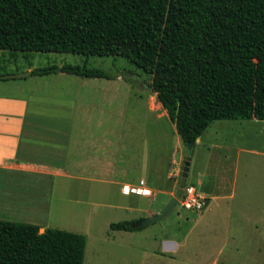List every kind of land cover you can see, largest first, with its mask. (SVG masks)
<instances>
[{
    "label": "rangeland",
    "instance_id": "rangeland-1",
    "mask_svg": "<svg viewBox=\"0 0 264 264\" xmlns=\"http://www.w3.org/2000/svg\"><path fill=\"white\" fill-rule=\"evenodd\" d=\"M83 64L104 71L110 79L62 73L40 79L29 73L31 68ZM18 74L23 75L0 81V89L6 86L4 94L35 90L79 101V113L85 110L95 120H105L96 132H111L112 163L118 167L112 178L136 186L145 175L157 188L154 194H130L129 188L93 180L104 174L96 171L81 172L90 179L57 178L45 228L83 235V264H264V157L241 151H264V121H214L199 137L186 183L207 196L200 213L178 204L140 230H111V223L159 212L174 196L187 156L155 94L133 80L138 76L148 84L149 77L121 57L0 51V77ZM217 171L227 183L221 185L220 197L213 198L208 188ZM167 240L177 243L174 252H163L162 242Z\"/></svg>",
    "mask_w": 264,
    "mask_h": 264
},
{
    "label": "trees",
    "instance_id": "trees-1",
    "mask_svg": "<svg viewBox=\"0 0 264 264\" xmlns=\"http://www.w3.org/2000/svg\"><path fill=\"white\" fill-rule=\"evenodd\" d=\"M4 50L125 59L149 77L185 147L214 121H264V0H0ZM29 73L110 79L85 64ZM85 245L78 233L0 220V264H83Z\"/></svg>",
    "mask_w": 264,
    "mask_h": 264
},
{
    "label": "crops",
    "instance_id": "crops-1",
    "mask_svg": "<svg viewBox=\"0 0 264 264\" xmlns=\"http://www.w3.org/2000/svg\"><path fill=\"white\" fill-rule=\"evenodd\" d=\"M58 74L61 73L37 77L53 79L59 77ZM15 79L0 77L2 83ZM5 90L6 86L0 89V220L37 225L43 232L53 208L51 197L57 178L90 179L81 173L86 171L104 172L95 179L92 177L104 185L138 187L156 193L155 184L147 181L145 175L140 177L136 186L112 178V172L118 167L112 163L111 132L105 129L96 132L105 120H95L85 110L83 114L79 113V101L64 100L55 92L48 94L33 90L23 95H6ZM83 106L86 108V103ZM255 120L244 121L254 123ZM241 151L246 155L264 157V151L253 148ZM220 174L217 171L213 175L208 188L213 198L220 197L217 194L221 185L227 183L226 177ZM146 212L147 217L154 214ZM142 218L145 217L139 219ZM177 247L173 241L162 242L163 252H174Z\"/></svg>",
    "mask_w": 264,
    "mask_h": 264
},
{
    "label": "water",
    "instance_id": "water-1",
    "mask_svg": "<svg viewBox=\"0 0 264 264\" xmlns=\"http://www.w3.org/2000/svg\"><path fill=\"white\" fill-rule=\"evenodd\" d=\"M23 74H18V75H12V76H3L1 78H18L21 77ZM133 80H136L138 82H140V84L147 89L151 90V87L148 86L147 84L143 83L140 81V78L138 76H135V78H133ZM195 146V143H189L186 146L187 149V156L185 158L184 161V166L182 168V173H181V178L179 181V185L178 188L175 191L174 196L167 202V204L157 213L150 215L146 218H142L137 220L132 227L137 228V227H145L147 225H150L158 220H160L161 218H163L164 216H166L172 209H174L177 205H178V200L182 194V190L185 187L186 184V179L188 176V170H189V162H190V158L192 156V150L193 147Z\"/></svg>",
    "mask_w": 264,
    "mask_h": 264
},
{
    "label": "built area",
    "instance_id": "built-area-1",
    "mask_svg": "<svg viewBox=\"0 0 264 264\" xmlns=\"http://www.w3.org/2000/svg\"><path fill=\"white\" fill-rule=\"evenodd\" d=\"M140 185H143V182H141ZM129 193L144 195L146 190L138 187H132L129 189ZM178 204L184 210L200 213L207 206V198L193 185H188L183 188Z\"/></svg>",
    "mask_w": 264,
    "mask_h": 264
}]
</instances>
